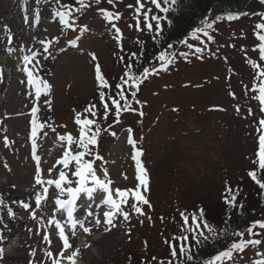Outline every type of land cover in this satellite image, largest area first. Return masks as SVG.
I'll list each match as a JSON object with an SVG mask.
<instances>
[{"label": "rangeland", "instance_id": "rangeland-1", "mask_svg": "<svg viewBox=\"0 0 264 264\" xmlns=\"http://www.w3.org/2000/svg\"><path fill=\"white\" fill-rule=\"evenodd\" d=\"M142 3L144 7L137 13L136 0H113L112 4L108 0H83L84 7L80 0H0V183L12 191L11 197L0 190V197L19 211L16 230L0 243V249L4 257L14 249L21 257L18 263L10 264H53L48 252L55 254L59 264H71L67 257L77 250L74 264H170L176 259L170 246L175 245L179 255L181 244H187L179 237L187 236L190 248L197 239L212 235L202 225L204 237L184 230L181 213L188 217V226L195 227L192 217L199 219L203 209L209 225L217 228L232 213V205L222 202L235 195L236 204L242 198L240 193L258 202V210L240 232L244 235H232L226 249L233 242L261 243L249 244L243 251L233 250L231 259L217 264L264 262V228L257 225L248 232L254 221H264V204H259L262 188L248 175L254 171L264 182L257 155L259 137L264 134L259 123L264 111L254 98L259 93L252 90L254 82L259 84L257 72L264 69L255 34L256 24L264 22V1H252L236 20L190 32L186 44H178L169 52H154L164 26L161 8L151 0ZM101 10L119 13V19L109 21ZM63 11L70 13L64 17L68 24L57 15ZM152 16L160 20H151ZM113 24L120 30L119 40ZM161 52H166L171 62L160 68L157 57ZM25 56L31 63L25 64ZM249 61L260 67L254 68ZM96 64L107 87L98 85ZM25 66L34 80L40 78L51 86L39 97L28 83ZM145 68L149 73L140 79L138 88L122 84V77L128 79L126 69L141 77ZM117 84L122 88L117 89ZM120 91L127 99V108L117 117L110 97L123 107L124 101L117 95ZM91 105H95V115L85 112ZM33 107L37 108V124L43 125L35 137L31 135ZM76 113L81 119L95 121L89 135L99 129L96 145L88 146L82 161L92 162L96 176L113 194L116 189L139 191L151 207L137 202L130 192L127 203L121 204L128 219L117 212L106 224L104 212L110 206L103 203L104 190L97 188L91 195L77 197L73 206L75 227L68 217L61 218L54 201L67 193L47 181L57 179L64 170L71 183H62V187L76 186L77 178L71 175L76 162L70 160L67 167L62 163L66 149L84 151L75 143L81 127L75 122ZM68 134L73 137L71 145L60 139ZM33 141L37 159L33 158ZM135 151L141 152L138 159L146 170L147 190L137 179ZM37 168L42 180L39 185L35 180ZM226 188L231 189V195ZM44 189H48L47 198L37 208L36 196H44ZM27 197L30 207L23 209L18 200ZM133 204L143 215L133 210ZM53 218L61 222L69 248L61 245L59 230L49 223ZM12 221L11 216H1L0 228L9 227ZM45 234L50 243L45 241ZM193 235L197 239H192ZM103 237H107V248L102 251L93 244ZM61 250L63 258L59 256ZM82 252L85 259L79 258Z\"/></svg>", "mask_w": 264, "mask_h": 264}, {"label": "snow or ice", "instance_id": "snow-or-ice-1", "mask_svg": "<svg viewBox=\"0 0 264 264\" xmlns=\"http://www.w3.org/2000/svg\"><path fill=\"white\" fill-rule=\"evenodd\" d=\"M169 0H164V3H168ZM177 2V0H171V4H175ZM109 4L113 3V0H108ZM151 3L153 5H155L157 8H161L162 11H169V8H162L161 5V0H151ZM136 12L140 13L141 9L144 7V4L142 3V0H136ZM80 5L81 7H84L83 5V0H80ZM131 7V6H130ZM104 15L106 16V18L111 21L113 19H119V13L116 14H112L110 12H104V10H101ZM70 13L68 11H63V12H58L57 15H59L61 17V21L65 24H68V21L66 19H64L65 16H68ZM143 17L144 20L147 22L149 20V16H148V12L145 11L143 13ZM235 17L233 16H229L228 19H234ZM151 20H156L157 22L160 20V17L158 16H152ZM202 23L204 24L205 28H211L212 24L207 23V19H205V21H202ZM146 26L149 29H152V24L151 23H147ZM113 28H115L117 36L116 39L119 40L120 39V30L119 28L116 27L115 24L112 25ZM137 27H139V21H137ZM256 36L258 38V40L260 41V43L257 45V48L259 50L260 53V59L264 60V22L258 23L256 24ZM157 30H159V23H157L156 25ZM195 31H202V29H196ZM69 43H72V41H69ZM169 47H171V45H169ZM199 51V49H198ZM135 55V54H133ZM92 59L96 60V56L95 54H91ZM157 59L161 62V67H163L166 63H170L171 60L168 56V54L166 52H161ZM24 61L25 64L27 65L28 63H31V60L28 56L24 57ZM252 66L254 68H259L260 66L253 62V61H249ZM131 66H129L130 68ZM25 73L28 76V83L29 85H32L35 87V93L36 96L39 97L42 91H47L50 89V84L45 81L42 80L40 78H36L35 80L33 79V73L29 70L28 67L25 66L24 68ZM152 71H155V69H152ZM149 73V69L145 68L143 70V73L141 74V77H136L135 75H133L129 69L125 70L124 76L128 77L127 80L124 79V77L121 78L122 84H129L131 87H135L138 88L139 86V81L140 79L144 78L147 76V74ZM95 76H96V80L98 82L99 86L102 87H107V81L104 79L102 73H101V69L99 64H96L95 66ZM257 78L259 80V84H257L256 82L253 83V88L252 90L254 92H258L259 95L254 97L255 99H258L260 104L262 105L261 111H264V69H261L260 71L257 72ZM122 84H117L116 88L117 89H121L122 88ZM231 95H234L232 93H230ZM100 99L101 101H104L105 99V93L103 91L100 92ZM117 95L120 96V100L124 101V105L123 107L120 104V101L114 98H111V102L112 105L115 107V113L116 116L119 117V114L122 110H126L127 108V99L124 97L123 91H120L117 93ZM133 96H135V93H132ZM105 109L108 108V105L105 104L104 105ZM95 108V105H91L87 108H85V112H90L92 113V115H95V112L93 111V109ZM239 110V109H237ZM37 112V108L33 107L32 109V113H33V119L31 121L32 124V131H31V135L32 137L36 136L37 133V128L38 127H43V125H38L37 121L35 119V113ZM142 114V113H141ZM107 115V111L105 112V116ZM75 122L78 125H81L80 130H79V139L75 141V143L77 144L78 148L80 149H84V151H77L76 153H72L70 148L66 149L63 152V160L62 163L65 165V167L68 166L69 161H75L76 162V169L74 172L71 173L72 176H75L77 178V180L75 181L76 186L75 187H67L64 188L62 187V183H71L70 181H68V176L67 173L64 170L59 171V175L58 178L55 180H48L47 183L48 184H54L56 189H59L61 193L63 192H67L68 194V198L67 199H60L59 197H57L55 199V205L59 208V209H64L66 206L68 208V218H69V223L72 224L73 227H75V224L77 223L74 219H73V210H74V204L77 200V197L82 194V193H87L89 195H91L97 188L103 189V203L106 205H109L110 208L108 211L104 212V223L108 224L111 223V218L117 213L120 212L125 219H128L129 214L127 212H122L121 209V204L127 203V198L129 193L131 192L132 196L134 197V199L137 202H143L144 204L148 205L149 207H151L149 201L143 196L141 195V193L139 191H132V190H121V189H116L115 190V194H113L112 190L109 189L108 184H106L104 181H101L95 174V171L93 169V165L91 161L88 162H83L82 158L86 155V152L88 151V146L89 145H94L96 143V132L99 131V129H96V132H93L91 135H89V132L91 131V127L92 125L95 124V121L92 119H81V114L80 113H76V117H75ZM260 125L261 127H264V119L260 120ZM60 139L63 140H67L68 144L71 145L73 143V137L71 136V134H68L66 137L62 136L60 137ZM5 143H7V137H5ZM129 143L134 145V141H132L131 138H129ZM259 143H260V149L257 153L258 158H259V167L260 169H264V134L260 135L259 137ZM35 142L33 141V158L37 159V157L35 156ZM141 155V152L139 151H135L133 154V159L136 160V165H137V179H139L140 184L144 185L145 190H147V179H146V170H144L141 167V163L140 160L138 159V157ZM51 172V169L49 170ZM248 175L257 183L259 184V186L264 189V182H261L259 179H257V175L254 171H250L248 173ZM36 184L39 185L42 183V180L40 179V169L37 168L36 170ZM89 181H91V185H89ZM45 195L41 196V195H37L36 196V206L37 208L40 207L41 204V200L42 199H46L47 198V191L48 189H44L43 190ZM226 191L229 192V194L231 195V189H227ZM226 202L229 203L232 206H235V202H236V197L235 195L231 196V199L229 200L227 197L225 198ZM23 207L25 209H28L30 206L28 204H23ZM133 210L138 213L143 215L142 209L140 207H138L136 204H133ZM9 216H13L14 213L9 209ZM32 217L35 218V212L32 213ZM181 217L184 220V224H185V229L186 231L190 232V233H197L199 236L204 237V232L200 231L201 225L203 226L204 229H207L210 233H212L213 237L216 236V231L209 225L208 221L204 218V213H203V209L200 210L199 213V219L197 218L196 215H193L192 217V224L195 225V227H191L188 226V217L185 216L183 213H181ZM49 223H54L55 227L57 229H59V235L60 238L63 240L64 242V247L65 248H69L70 245L68 243V240L65 236L63 227L60 225V223L58 221H55L54 218L49 220ZM100 223V220L97 219V224ZM259 226L261 228H264V221H254L253 225H251L248 228V232L251 233L253 228L255 226ZM85 232H89L90 229L88 228H84ZM222 231H226V229L222 230ZM235 235L237 236H243L244 233H235ZM205 239H207V237H204ZM45 241H49V237L47 234H45L44 236ZM173 239H177L176 237H173ZM180 240L186 241L188 240L187 236H181L179 237ZM192 239H197L196 235L192 236ZM200 241L197 240V243H199ZM50 243V241H49ZM261 243V241L259 240H245V241H240V242H233L228 249L224 250V251H220L217 255H214L210 260L206 261L205 264H217L218 261H221L222 259L228 258L231 259L232 254H233V250H239V251H243L245 249V247L249 244H259ZM171 256L173 258L179 259L180 256H187V259L189 261H191L193 259V256L190 254L188 247L185 244H181L180 249H179V255L176 251V247L175 245H171ZM0 253H2V249H0ZM78 254V250L77 251H73L72 255L67 257L68 261L71 262V264H74V257ZM47 255L49 257L53 258V264H59V261L55 258V254H53L52 252H48ZM59 256L61 258H63V250H61V252L59 253ZM156 258L153 257V260H155ZM161 264H163V262H161ZM261 264H264V262H261Z\"/></svg>", "mask_w": 264, "mask_h": 264}, {"label": "trees", "instance_id": "trees-1", "mask_svg": "<svg viewBox=\"0 0 264 264\" xmlns=\"http://www.w3.org/2000/svg\"><path fill=\"white\" fill-rule=\"evenodd\" d=\"M252 1L254 0H177L175 4H171V0L168 3L163 2L164 8H169V11H162L164 26L157 40L158 46L154 47V52L158 49H160L158 51L167 52L178 44H186V39L189 38L188 34L198 25L204 26L202 21L205 19H207V23L216 24L221 20L228 19L230 15L238 17ZM260 178L264 179V176ZM240 195L242 196L241 200L235 206H231V215L226 216L217 228L214 225L211 226L216 231V236H207V239L199 238L197 239L200 241L199 243L188 247L193 256L191 261L185 255L180 256L179 259L171 260L170 264H205L215 253L224 251L229 238L245 229L254 216L255 210H258L256 208L258 202L257 204L251 202L244 193H240ZM222 204L228 203L224 200ZM259 204L261 206L264 204V189H262ZM204 218L206 219L205 216ZM224 229L226 231H222ZM185 245H189V239Z\"/></svg>", "mask_w": 264, "mask_h": 264}, {"label": "bare ground", "instance_id": "bare-ground-1", "mask_svg": "<svg viewBox=\"0 0 264 264\" xmlns=\"http://www.w3.org/2000/svg\"><path fill=\"white\" fill-rule=\"evenodd\" d=\"M1 9H2V1H1ZM7 61V59L5 60ZM9 67V66H7ZM4 183H0V190H5L7 191L8 195L12 197V191L10 189H8L7 187H4L3 186ZM0 194L1 191H0ZM30 198L27 197V200H18V203L23 207V204H28L29 205V202H30ZM83 206V204H82ZM9 209L14 213L13 216H11V220H13L11 222V224L9 225V227H5L4 225L0 228V243L5 241L6 238L12 234L13 232H15L16 230V227H17V224L16 222L18 221V217H19V211L17 209V207L15 206H12V204L10 202H7L6 200H2V198L0 199V218L1 216H9ZM106 238L107 237H103L101 240L99 241H96L94 245V247H96V249L98 250H104L107 248V245H106ZM101 251V252H102ZM7 257H4L2 256V254L0 253V262H3V263H6V264H10V263H18L20 260H21V257L18 253V250L17 249H14L12 251H10V253H7L6 254ZM79 258H82V259H85V255L84 253L82 252L81 253V257L79 256ZM9 262V263H8Z\"/></svg>", "mask_w": 264, "mask_h": 264}]
</instances>
